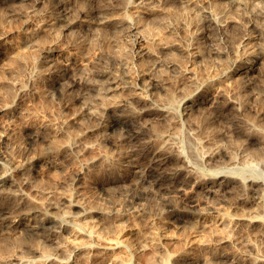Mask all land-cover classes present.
Masks as SVG:
<instances>
[{
    "label": "rangeland",
    "instance_id": "rangeland-1",
    "mask_svg": "<svg viewBox=\"0 0 264 264\" xmlns=\"http://www.w3.org/2000/svg\"><path fill=\"white\" fill-rule=\"evenodd\" d=\"M116 1L123 3L121 4L123 6V10L121 9L122 11L120 15H124L122 17L126 18L129 22L134 23L136 31L134 30L132 32L124 33L121 31L118 32L112 30V28L106 29L107 27L103 28L95 25L96 19L93 15L87 13V9L95 5V0H70L72 9L76 11L73 15H75V17L77 16L76 18L79 22H77L71 28H68V31L60 25L53 26L51 24L53 18L57 14L56 0L39 1L35 4V6H33L34 10L30 12L26 18L11 13L10 9H7L0 2V110L5 108L0 112V161L4 162V164L6 163L5 165L11 162V164L13 163V166H15L19 165L18 163H20L21 159H24V161L25 159L32 160V165L30 168H28L29 170L25 169V172L15 171L14 173H12L13 175L11 176H13V179L10 176L11 190L9 189V187L5 186V191L13 190V192H17L19 190L18 193L26 195L24 197L26 200L29 198V196H31L28 199L27 203L25 201L27 205L30 204L29 207H33V205L36 203L38 204V202L39 204L43 203L45 204V206H48L49 204L54 205L57 201V205V203H60L58 201H60L62 197H67L66 195H69V198L73 197V201L76 198V202L79 201L78 203L80 204L84 203L80 206L83 207V211H85L86 213L88 212V214H86L87 216L80 218L75 222L73 220H70L69 218L66 219L71 221L68 222L69 226L66 227V230L69 231V234H65V236L62 234L63 238L61 235L59 236L60 238L57 236L58 238L53 237L42 243L36 242L40 245H31L32 243H35V241L33 242V240L30 239V237H28V235L25 234L24 231L22 232L21 229H18L20 230V232L18 230L15 231L16 233L14 232V239H10L9 237L6 239L5 237L7 236H3V231L0 230V235L2 234L1 236L4 238H0V264H15L13 259L15 260L17 258L20 261V264H22L21 262H23L24 264H49L50 262L52 264H78L79 262H81L79 264H90V262H93L91 264H175L177 262H179V264H203V262H206V264H214V262L216 261L215 258H217V253H220L222 251L229 254L233 253L232 255L238 256L241 260H251L253 257L258 255L261 260L263 259L262 264H264V258H261V256H264V190L262 186V184L264 183V143H262L264 141V53L259 54L258 60L253 63L254 65L252 67L256 68V71H250L248 74L242 71L247 66L249 67L250 63V61H244V50H247L249 48L261 50V48H264V0H143L142 3H138L139 0ZM137 3L140 5H138ZM82 7H84L83 10L85 11V13H83L80 9ZM165 11H167L168 15L170 13V18H168V15H166L167 13H165ZM24 12L25 9H22L21 13L23 14ZM171 12L176 13H173L174 15H171ZM83 14L86 18V20L83 21L86 22H80L82 21V19H85ZM173 16H175L176 18H174ZM179 17L181 18V20H179ZM132 19L134 21H132ZM210 19L226 24V29L213 30L212 27H208V21H210ZM50 25H52L51 29L49 28ZM54 27L56 28L55 30ZM173 27H175V29H173ZM212 31L214 32L212 33ZM191 35H193V37ZM137 39H139L140 41L139 43L141 44V48L135 49L132 44L137 41ZM41 40L42 42H39ZM164 41H166L167 45ZM162 45H164L165 48ZM48 48H53L54 51L47 53ZM215 48L220 51L219 55H214L212 53V49ZM136 52H139V54L137 55ZM27 59H29V61ZM67 59H73L72 61H75L74 64L77 66V69L75 70L76 78H79L80 76V79L82 78L81 80L87 77L85 75L90 74L91 72H93V70L95 71V68L99 69L101 67L104 69L107 67L104 70L110 71L111 69L110 72H113L114 74L116 73L117 75H119V73L120 75L123 73L129 75L131 74L132 77L137 75V73L143 69L147 72L146 75L148 74L147 78H150V81L157 82L156 84H158L159 82V84L156 85L153 90L151 89L152 91L150 90L151 94L149 95V97L147 96L148 100L144 105L145 107H147V105L148 107L151 105L150 107L156 106L157 108H162L165 110V114L168 115V117L166 116L167 120L166 118H164L166 121L162 119L165 122L161 120H152L153 126L151 125V128L153 127L152 130L154 132L156 131L155 134L157 135L158 143L163 144L164 150L167 149L169 151L171 149V152H168L166 150L167 154L173 158L181 156L182 153L181 160L184 161L185 166L187 164L188 168H191V176H195L200 181L198 185L189 182L190 184H188L184 188L185 191L183 192H185V194L188 196L199 199L200 210L206 211L209 209V212H212L211 210H213L212 213H208L210 217V224L208 223V226L213 228V230L208 226L207 228H204L205 230H198L199 228L192 229L189 227L190 225L187 226L189 230H187L188 228H186V226L181 229L177 225H175L173 220L171 223H165V221H161L162 219L160 218V216L156 215V210H154V207L151 209L152 212L155 211L153 212V214L151 213V211H149V205L151 207L152 205L148 204L142 196H139L140 192L138 191V189L132 188L130 185H128L130 184V180L132 179V174L130 173V170H128L129 168L126 166V163L121 159V161L118 160V157H116L114 152L108 147L105 142L102 141L100 133H98L99 131L90 127L89 121L87 120V113H89L90 110L95 111L96 108V110H98L99 107L97 106H99L98 104L100 101L102 102L103 100L104 103L107 102L106 104H108L111 103L113 98L116 100H119L120 98H126L128 97L129 94L127 95V93H130L131 88L124 87L121 90L113 91L109 94L104 95L108 96L104 97L105 99H94V94H92L93 92L89 93L84 90L72 88V91L70 93L73 97V103L70 106L66 107L63 103L64 97H61L58 92H55L46 85L47 82L49 83V80L47 79L48 77H46V73L47 69H54L56 67L58 68V66H62L67 61ZM169 60L172 62H170ZM96 63H99V65ZM170 65L172 67H169ZM80 69L82 72L80 71ZM180 69H182V71ZM9 70H11V72H8ZM124 74L122 75V77L124 76ZM259 76L262 79H260ZM160 77L162 78L161 80ZM46 79L48 80L47 82ZM172 80L174 81V83ZM249 82L251 84L247 86L246 84ZM167 91L169 92L166 93ZM10 93L12 94V96ZM222 94L224 96H222ZM166 98L168 100H166ZM169 98L171 99V101L169 100ZM236 98L238 102L235 100ZM186 99H188V101H192L194 105L189 111L188 109L184 108L186 104H188V102H186ZM216 99L219 101H229V103H231V106H233L234 108L236 106V108L239 109L238 111H240V117H242L243 121V128L246 131H249V139L251 140L246 141L243 135L238 137H231V135L229 134L225 135V124L221 123L219 125H213L207 114L211 110L209 107V102H214L216 101ZM97 100L98 102H96ZM104 103H101V105H104ZM192 113L193 115L195 113V116L192 117ZM248 114L250 117L248 116ZM242 115H244L245 118ZM171 116L172 118L170 119ZM187 116H189V119ZM199 116L201 117V119L198 118ZM202 117H205L203 118L205 120H202ZM191 118L196 120L191 121ZM250 118L254 121H248ZM244 122L246 124L249 122H253L254 124L252 123V125L250 123L251 125H246ZM149 124H151V122ZM210 125L212 127H210ZM203 127L205 128L203 129ZM212 128L215 130H212ZM210 129L212 130V132ZM254 130L258 132L255 133ZM36 132L39 133V136L42 140L39 138L38 142L31 144L28 141V137L31 135V133ZM212 135L215 136L213 137ZM261 136L263 138H261ZM51 144H53L54 146ZM49 145L53 149H51ZM168 146L170 149L166 148ZM83 147L85 148L83 149ZM23 150L26 153V156L23 155L22 157H20V152H22ZM206 150H208V153H206ZM209 153H212L214 156H206ZM258 153H260L261 155H258ZM241 155L242 157H240ZM249 155H251V157ZM114 156L116 158H114ZM226 156H231L232 158L238 157L239 163L242 161L241 159L240 161L239 158L243 159L244 156L245 158L248 157L250 161L247 159V163H244V166L249 167L243 168V166H241V164L243 165V161L242 163H238L239 165H237L238 178L239 175L244 172L245 174L243 173V175H246V177H242L241 175L242 178H254L257 181L256 186H259V188H257L258 186L256 187V189L258 190L257 196L259 193L260 194L255 200L242 203L240 202L241 204H238V208L235 209L229 208L226 203H224L223 205L227 207H224L219 202L211 201L209 198L210 195L208 196L206 192V189L208 186H210L211 182L219 181V175H223L225 171H228V168H221L222 165L220 163L214 162V160L218 158L223 159ZM256 156L258 157L256 158ZM206 161H208V165ZM119 162L121 165H119ZM84 163H86L87 165ZM109 167H111V169ZM213 173H218L217 176L215 175V177L217 178L213 179ZM15 174H17V176ZM250 174L251 176H249ZM25 175L27 177H25ZM239 179L237 181H231L229 184L231 186H236L239 183V187V185H241V181H239ZM116 181H118V183ZM38 183H41V186L38 185ZM202 183L204 186L202 185ZM47 193L48 195L46 196ZM240 194H238V199L241 197ZM226 196L229 197L228 194ZM3 204H5V201L0 200V205ZM144 204H147L146 208ZM255 204L257 205L255 206ZM91 207L96 209L94 210ZM102 209L103 211H101ZM105 209L109 210L110 212H107ZM96 210L101 211L102 214L100 215L96 212H91ZM217 210L224 211L230 216L232 214L234 216L238 215V218H241L240 215L242 214L245 215H242V217H247L250 215H254V217L258 216L256 217L257 222L254 225L247 227L244 222L238 221V228H235L234 223L232 222V220H230L231 218L228 217L227 219H223L225 224H223L224 222L222 224H218V222H216L218 216H215V211ZM143 212L145 213L142 214ZM87 217L89 218V220ZM145 217L150 218L147 219ZM159 221L161 224L159 223ZM78 222L82 224H78ZM94 224L98 226H93ZM88 225L90 227L92 225V227L90 228ZM106 225L108 226L106 227ZM132 225H135L134 227H132L133 229L131 228ZM136 227L139 230H137ZM73 228H78L77 230L79 232L76 229L74 230ZM208 228L210 231L208 230ZM231 228H233V230ZM242 228L243 230L241 231ZM97 229L101 230L97 231ZM183 229L186 231H184ZM206 229L208 231H206ZM73 230L75 232L77 231L76 234ZM143 230H145V232ZM87 231H90L89 234ZM149 231L151 233H148ZM188 231H190L191 233H189ZM198 231H200V233H198ZM205 231L209 236L208 239H206L207 234H204ZM93 233L94 235H92ZM145 233L148 234L146 235ZM16 234H19L22 237L18 235L21 238L16 239L15 237H18ZM163 234L165 237L163 236ZM219 234L221 235L218 236ZM225 234L226 236L228 235L229 237L227 236V238L230 239L226 244L220 242V239L223 238V236L226 237ZM97 235H99V239L97 238ZM156 235L157 237L155 238ZM168 236L170 238H168ZM23 237L25 238V240L23 239ZM95 237L97 238V240L95 239ZM218 237H220V239H218ZM153 238H155L160 245L157 242L154 243L156 240ZM127 239H129L128 242L130 243L126 245ZM233 239L234 241H236L234 242ZM12 240L16 241L14 242ZM30 240L32 241L30 242ZM200 240L209 241L201 242ZM212 240L215 241V243ZM116 241L118 243H116ZM143 241L147 243L149 247L147 244L144 245ZM151 241H153V243ZM232 241L233 243H231ZM5 242H8V244ZM86 242L89 243L86 244ZM69 243H71L72 246ZM73 243H76V246H84V249L73 250L75 247L73 246ZM58 244L61 246H59ZM62 244L63 246H67L69 244L70 247L64 246L65 249H69H66L68 252H65V249H62ZM102 244L104 246L107 245L111 247V250L104 251L106 253L105 254L102 249L100 250V247L103 246ZM140 244L143 245L140 246ZM162 244L164 246H162ZM4 245H6L8 248L10 247V250H7V247L5 248ZM195 245L196 248L194 249ZM20 246L23 249H21ZM35 247L37 248V253H33L36 249ZM42 248H47V251L45 249L43 250V252H45L43 253L44 255L39 254L38 251V249H40V253H42ZM130 249H132L133 251ZM191 249H194L193 254L191 253ZM182 250L183 252H181ZM184 250L186 251V253L184 252ZM62 251H64V253L66 254H64ZM62 253L64 254V256ZM176 253H181V257L178 258V260L173 257ZM67 254L68 256H65ZM5 255L7 258L4 257ZM62 257H64L65 259H63ZM181 259L184 260L182 261ZM41 260L43 261L41 262ZM123 260L124 262H126L124 263ZM117 261H121L122 263H119ZM215 264H217V261L215 262Z\"/></svg>",
    "mask_w": 264,
    "mask_h": 264
},
{
    "label": "bare ground",
    "instance_id": "bare-ground-1",
    "mask_svg": "<svg viewBox=\"0 0 264 264\" xmlns=\"http://www.w3.org/2000/svg\"><path fill=\"white\" fill-rule=\"evenodd\" d=\"M39 1L41 0H0L1 4H3L7 9H10V12L11 13H14L16 15H19L20 17H27L29 15L30 12H32L34 10V7L36 3H38ZM96 3H94L95 5L91 8H88V12L87 13H90V15H93L94 18L96 19V22H95V25H97L98 27H107L106 29L108 28H112V30H115V31H121V32H124V33H128V32H132L135 30V25L134 23H131L129 22L126 18L122 17L124 15H120L121 11L123 10V6L121 4L123 3H120L116 0H95ZM181 1V0H180ZM143 0H139L138 3H142ZM241 2V1H240ZM137 3V4H138ZM125 4V3H124ZM140 5V4H138ZM142 5V4H141ZM82 6V5H80ZM143 6V5H142ZM152 6V5H151ZM22 9H25V12L22 14ZM82 10L83 13H85V11L83 10L84 7L80 8ZM122 9V10H121ZM56 10H57V14L56 16L53 18V21H52V25L55 26H61L63 28H65L66 30L68 28H71L72 26H74L78 21V19L75 17V14L74 12H76L75 10L72 9L71 7V3H70V0H56ZM86 10V9H85ZM178 11V10H177ZM183 11V10H182ZM81 12V11H80ZM170 12V11H169ZM79 13V12H77ZM165 13H167V11H165ZM172 13V12H171ZM174 13V12H173ZM171 14V15H174V14ZM209 13V12H208ZM207 13V14H208ZM211 13V12H210ZM180 14V13H179ZM178 14V15H179ZM182 14V13H181ZM3 15V14H2ZM168 15V13L166 14ZM170 15V13H169ZM168 15V18H170ZM84 16V14H83ZM92 16V17H93ZM165 16V15H164ZM180 16V15H179ZM182 16V15H181ZM211 16V14H210ZM81 17V15H80ZM88 17V16H87ZM138 17V16H137ZM174 18H176L175 16H173ZM85 18V16H84ZM213 18V17H212ZM134 19V17H133ZM132 19V21H134ZM156 19V18H154ZM192 19V17H191ZM81 20V19H79ZM83 20H86L85 19H82V21L80 22H86V21H83ZM131 20V19H130ZM137 20V19H136ZM160 20V19H159ZM179 20H181V18L179 17ZM139 21V20H138ZM184 21V20H183ZM174 22V21H173ZM180 22V21H179ZM192 22V21H191ZM208 27H212L213 30H225L226 29V24H223V23H220L218 21H215L213 19H210V21H208ZM50 23V22H49ZM183 23V22H182ZM173 24V23H172ZM186 24V23H185ZM184 24V26H185ZM52 25H50V29L52 27ZM179 25V24H178ZM177 25V26H178ZM181 25V23H180ZM234 25H237V24H234ZM44 26V24H43ZM175 26V25H173ZM176 26V27H177ZM183 26V24H182ZM233 26V25H232ZM46 27V26H45ZM60 27V28H61ZM179 27V26H178ZM48 28V29H49ZM182 28V27H181ZM237 28V26H236ZM39 29V28H37ZM36 29V31H37ZM45 29V28H44ZM53 29V28H52ZM56 28L54 27V30ZM173 29H175V27H173ZM198 29V28H197ZM42 30V29H41ZM39 31V30H38ZM44 31V30H43ZM57 31V30H56ZM68 31V30H67ZM136 31V30H135ZM187 31V30H186ZM193 31V30H192ZM191 31V32H192ZM208 31H211V30H208ZM146 32V31H145ZM197 32V30H196ZM214 31H212L213 33ZM233 32V31H232ZM235 32V31H234ZM57 33V32H56ZM61 33V32H60ZM114 33V31H113ZM193 33V32H192ZM199 33V32H198ZM197 33V34H198ZM211 33V34H212ZM122 34V33H121ZM186 34V33H185ZM195 34V33H194ZM54 35V34H53ZM150 35V34H149ZM196 35V34H195ZM194 35V36H195ZM193 37V35H191ZM54 37V36H53ZM56 38V37H55ZM160 40V39H159ZM37 41V40H36ZM45 41V40H44ZM43 41V42H44ZM156 41V40H155ZM163 41V40H162ZM167 41H170V40H167ZM38 42V41H37ZM36 42V43H37ZM39 42H42L39 41ZM139 39H137V41H135L132 45L133 47L136 48H141V44L139 43ZM166 43V41H164ZM31 43V42H30ZM172 43V42H170ZM41 44V43H40ZM45 44V43H44ZM50 44V43H49ZM157 44V43H155ZM162 44V43H161ZM164 44V43H163ZM43 45V43H42ZM160 45V44H159ZM167 45V43H166ZM173 45V44H172ZM158 46V45H157ZM164 47V45H162ZM38 48V47H37ZM160 48V47H159ZM165 48V47H164ZM46 49V48H45ZM120 50V49H119ZM54 49L53 48H48L47 50V53L49 52H53ZM112 51V50H111ZM118 51V50H117ZM151 51V50H150ZM193 51V50H192ZM186 52V50H185ZM196 53V52H194ZM212 53L214 55H219L220 54V51L215 48V49H212ZM261 53H264V48H261V50H258V49H253V48H249L247 50H244L243 52V58H244V61L245 62H249V67L243 69L242 71L245 72V73H249L250 71H256L257 69L252 67L257 60H258V55L261 54ZM25 54V53H24ZM113 54V53H112ZM136 54L138 55L139 52H136ZM13 55V54H12ZM23 55V53H22ZM108 55V54H107ZM114 55V54H113ZM118 55V54H117ZM191 55V54H190ZM188 56V55H187ZM194 56V54H193ZM116 57V56H115ZM192 58V57H191ZM12 59V58H11ZM10 60V59H8ZM24 60H25V57H24ZM29 61V59H27ZM73 60V59H72ZM70 59H67V61L62 65V66H58V68H54V69H47V73H46V77H48L47 79L49 80V83L47 82L48 80L46 79V85L54 90L55 92H58L59 95L61 97H64V105L67 107V106H70L73 102V97L71 96V91H72V88H77V89H80V90H84V91H87V92H93L92 94H94V99H102L104 97H108V96H104L106 94H109L113 91H116V90H121L122 88L124 87H129L131 88L130 90V93H127L128 97L126 98H123V99H119V100H116L114 101L112 99L111 103H104L103 100L101 103H104V105L102 106L101 103L99 102V109L95 111H89L88 114V118L87 120L89 121V126L96 129L97 131H99L98 133H100V136L102 138V141L105 142L108 147L114 152V154L116 155V157H118V160H122L123 162L126 163V166L129 168L128 170H130V173L132 174L131 175V180H130V185L132 188H135V189H138V191L140 192L139 193V196H142L145 201L148 203V204H151L152 207L149 205V208L151 211V209L154 207V210H156V215L157 216H160V218L162 219L161 221H165L166 222H173L175 223V225H177L179 228H184L186 226V228H188L187 226H189L190 228L192 229H197L199 228L198 230L200 229H203L205 230L204 228L208 226V223L210 224V217L208 215V213H212L213 210H211L212 212H209L208 210H200L199 209V199L197 198H194V197H191V196H188L185 194V191L184 188L190 184L189 182H192L193 184H199L200 181L194 176H191V171L190 169L188 168L187 164L185 166L184 164V161L181 160V156H182V153H181V156H176L177 157H171L170 155L167 154L166 150H164V146L163 144H160L158 143V138H157V135L155 134V132L152 130L153 127L151 128V125H152V120H156V121H164L166 118V116L168 117V115L165 114V110L162 109V108H157L156 106L155 107H145V102L148 100L147 96L149 97V95L151 94L150 93V90L154 87H156V85L159 84H156L157 82H152L150 81V78H147L148 74L146 75V71L145 70H140L137 75H135L134 77L131 76V74H124V76L122 77L123 74L120 75H117L116 73L114 74L113 72H110V71H107V70H104L106 68H100L99 69H96L95 68V71L93 70V72H91L90 74L88 75H85L87 76L86 78H84L83 80L80 79V76L79 78H76V65L74 64L75 61H72ZM75 60V59H74ZM171 60V59H170ZM169 60V61H170ZM174 60V59H173ZM176 60V59H175ZM21 61V60H20ZM46 61V60H45ZM10 62V61H9ZM172 62V61H170ZM99 65V63H96ZM179 64V63H178ZM14 65V64H13ZM54 65V64H53ZM104 65V64H103ZM101 65V66H103ZM169 65V64H168ZM10 66V64H9ZM52 66V65H50ZM97 66V65H96ZM140 66V65H139ZM174 66V65H173ZM177 66V65H176ZM14 67V66H13ZM48 67V66H47ZM81 67V66H80ZM169 67H172L171 65ZM182 67V66H181ZM2 68V67H1ZM11 68V67H9ZM52 68V67H51ZM142 68V67H140ZM176 68V67H175ZM7 69V68H6ZM82 69V68H81ZM80 69V71H81ZM113 69V68H112ZM145 69V68H144ZM183 69V68H182ZM182 69H180L182 71ZM242 69V68H241ZM85 70V69H84ZM117 70V69H116ZM147 70V69H146ZM122 71V70H121ZM179 71V70H178ZM188 71V70H187ZM8 72H11V70H9ZM82 72V71H81ZM115 72V71H114ZM118 72V71H117ZM124 72V71H123ZM127 72V71H126ZM164 72V71H163ZM6 73V72H5ZM258 73V72H257ZM11 74V73H9ZM15 74V73H14ZM182 74V73H181ZM261 74V73H260ZM6 75V74H5ZM263 75V74H262ZM261 75V76H262ZM15 76V75H14ZM191 76V75H190ZM263 77V76H262ZM260 78V76H259ZM162 78L160 77V80ZM207 79V78H206ZM262 79V78H260ZM259 79V80H260ZM264 79V78H263ZM157 80V79H156ZM248 80V79H247ZM8 81H11V80H8ZM16 81V80H15ZM171 81V80H170ZM173 81V80H172ZM206 81V80H205ZM211 81V80H210ZM216 81V80H215ZM18 82V81H17ZM207 82V81H206ZM205 82V83H206ZM264 82V80H263ZM7 83V82H6ZM14 83V82H12ZM20 83V82H19ZM174 83V81H173ZM202 83V81H201ZM240 83V82H239ZM246 83V82H244ZM243 83V84H244ZM168 84V83H167ZM209 84V83H208ZM211 84V82H210ZM251 83H247L246 85L249 86ZM264 84V83H263ZM20 85V84H19ZM200 85V84H198ZM241 85V84H240ZM12 86V85H11ZM197 86V85H196ZM203 86V85H202ZM208 86V85H207ZM20 87V86H19ZM18 87V88H19ZM199 87V86H198ZM204 87V86H203ZM238 87V86H237ZM7 88V86H6ZM12 88V87H10ZM207 88V87H206ZM212 88V87H211ZM170 89V88H169ZM186 89V88H185ZM125 90V89H124ZM129 90V89H128ZM151 90V91H152ZM222 90V89H221ZM156 91V90H155ZM25 92V91H24ZM169 91H167L166 93H168ZM224 92V91H223ZM39 93V92H38ZM120 93V92H119ZM171 93V92H170ZM169 93V94H170ZM184 93V92H183ZM220 93V92H219ZM3 94V93H2ZM11 94V93H10ZM24 94V93H23ZM188 94V93H187ZM7 95V94H6ZM38 95V94H37ZM112 95V94H111ZM163 95V94H162ZM5 96V95H4ZM12 96V94H11ZM161 96V95H160ZM170 96V95H168ZM167 96V98H168ZM185 96V95H184ZM222 96H224L222 94ZM9 97V96H8ZM17 97V96H16ZM221 97V96H220ZM4 98V97H3ZM13 98V97H12ZM119 98V97H118ZM166 98V100H168ZM171 98V97H170ZM169 98V100L171 101V99ZM10 99V98H9ZM105 99V98H104ZM165 99V98H163ZM189 99V98H188ZM188 99H186V102H188V104H186V106L184 108L188 109V111L194 106L192 101H188ZM223 99V98H222ZM108 100V98H107ZM157 100V98H156ZM165 100V101H166ZM221 100V99H220ZM225 100V98H224ZM224 100H217L214 101V102H209V107H210V114L208 112L207 115L209 116V119L210 121L216 125H219V124H225V129H226V134H229L232 136H241L243 135L245 137V140L248 141V140H251L249 139L250 138V133L249 131H246L244 128H243V121H242V117H240L241 113L240 111H238L239 109L231 106V103H229V101H224ZM237 102V98L235 99ZM256 100V99H255ZM106 101V100H104ZM162 101V100H161ZM169 101V102H170ZM231 101V100H230ZM242 101V100H240ZM260 101V100H259ZM14 102V101H13ZM98 102V100L96 101ZM155 102V101H154ZM168 102V101H167ZM166 102V103H167ZM233 102V101H232ZM264 102V101H263ZM157 103V102H156ZM234 103V102H233ZM236 103V102H235ZM262 103V102H261ZM106 104V105H105ZM163 104V103H162ZM237 104V103H236ZM235 104V105H236ZM101 105V107H100ZM161 105V104H160ZM196 105V104H195ZM242 105V104H241ZM258 105V104H257ZM261 105V104H260ZM264 105V104H263ZM7 106V105H6ZM5 106V107H6ZM10 106V105H9ZM12 106V105H11ZM239 106V105H238ZM4 107V106H3ZM96 107V106H95ZM198 107V106H197ZM244 107V106H243ZM2 108V107H1ZM7 108V107H6ZM5 109V108H4ZM4 109H1L0 112ZM195 110V109H194ZM168 111V110H167ZM246 111V110H245ZM191 112V111H190ZM194 112V111H193ZM242 112V111H241ZM188 113V112H187ZM202 113V112H201ZM200 113V114H201ZM246 113V112H245ZM3 114V113H2ZM11 114V113H10ZM171 114V112H170ZM185 114V113H184ZM205 114V113H203ZM243 114V113H242ZM202 115V114H201ZM212 115V116H211ZM247 115V114H246ZM245 115V116H246ZM170 116V115H169ZM192 117L195 116V113L193 115H191ZM190 116V117H191ZM198 116V115H196ZM206 116V117H208ZM244 117V115H242ZM249 116V114H248ZM188 119H189V116H187ZM250 117V116H249ZM172 118V116L170 117V119ZM196 118V117H195ZM198 118L201 119V117L199 116ZM197 118V119H198ZM205 117H202V120H205L203 119ZM245 118V117H244ZM247 118V117H246ZM164 119V120H162ZM169 119V120H170ZM253 119V118H252ZM167 120V118H166ZM165 120V121H166ZM168 120V121H169ZM175 120V119H174ZM194 120L191 118V121ZM196 120V119H195ZM194 120V121H195ZM199 120V119H198ZM201 120V121H202ZM207 120V118H206ZM251 118L248 120L250 121ZM164 121V122H165ZM193 121V122H194ZM251 121H254V120H251ZM151 122V124H149ZM198 122V121H196ZM195 122V123H196ZM203 122V121H202ZM201 122V123H202ZM246 122H247V119H246ZM157 123V122H156ZM168 123V122H167ZM207 123V122H206ZM245 123V122H244ZM251 122L247 123L249 125ZM160 124V123H158ZM246 124V123H245ZM246 124V125H247ZM254 124V123H253ZM252 124V125H253ZM68 125V124H67ZM84 125V124H83ZM86 125V124H85ZM197 125V124H196ZM201 125V124H199ZM88 126V125H87ZM153 126V125H152ZM155 126V125H154ZM206 126V125H205ZM255 126V125H254ZM253 126V127H254ZM258 126V125H257ZM66 127V126H65ZM164 127V126H163ZM168 127V126H166ZM170 127V126H169ZM207 127V126H206ZM210 127H212L210 125ZM217 127V126H215ZM247 127V126H246ZM251 127V126H249ZM156 128V127H154ZM198 128V127H197ZM205 127H203L204 129ZM71 129V128H70ZM209 129V128H208ZM224 129V130H225ZM251 129H254V128H251ZM262 129V128H260ZM74 130V129H73ZM179 130V129H178ZM211 130V129H210ZM209 130V131H210ZM212 130H215L212 128ZM211 130V132H212ZM258 130V129H257ZM35 131V130H34ZM33 131V132H34ZM38 131V130H37ZM76 131V130H75ZM175 131V130H174ZM207 131V130H206ZM218 131V130H216ZM251 131V130H250ZM255 131V130H254ZM158 132V131H157ZM164 132V131H163ZM214 132V131H213ZM252 132V131H251ZM258 132V131H257ZM255 131V133H257ZM261 132V131H260ZM259 132V133H260ZM264 132V131H263ZM42 133V132H40ZM70 133V132H69ZM160 133V132H159ZM174 133V132H173ZM178 133V132H177ZM215 133V132H214ZM258 133V134H259ZM254 134V133H253ZM41 135V134H40ZM49 135V134H48ZM51 135V134H50ZM216 135V134H215ZM214 135V136H215ZM263 135V134H262ZM43 136V135H42ZM41 136V137H42ZM45 136V135H44ZM193 136V135H192ZM213 136V135H212ZM213 136V137H214ZM47 137V136H46ZM196 137V136H195ZM211 137V136H210ZM218 137V136H217ZM39 133H31V135L28 137V141L31 143V144H34L36 142L39 141ZM43 138V137H42ZM52 138V137H51ZM57 138V137H56ZM168 138V137H167ZM252 138V136H251ZM261 138H263L261 136ZM41 139V138H40ZM50 139V138H49ZM48 139V140H49ZM65 139V138H64ZM191 139V138H190ZM42 140V139H41ZM203 140V139H202ZM233 140V139H232ZM262 140V139H261ZM51 141V140H50ZM55 141V140H53ZM52 141V142H53ZM57 141V140H56ZM66 141V140H65ZM168 141V140H167ZM200 141V140H199ZM213 141V140H212ZM234 141V140H233ZM160 142V141H159ZM166 142V141H165ZM192 142V141H190ZM50 143V142H48ZM167 143V142H166ZM264 143V141L262 142ZM55 144V142H54ZM61 144V143H60ZM204 144V143H203ZM233 144V143H232ZM231 144V145H232ZM53 145V144H51ZM194 145V144H193ZM214 145V144H213ZM50 146V145H49ZM54 146V145H53ZM60 146V145H59ZM202 146V145H201ZM206 146V145H204ZM219 146V145H218ZM261 146V145H260ZM177 147V146H176ZM262 147V146H261ZM51 148V146H50ZM55 148V147H54ZM62 148V147H61ZM85 147H83L84 149ZM166 148H169L166 147ZM53 149V148H51ZM65 149V148H63ZM67 149V148H66ZM170 149V148H169ZM179 149V148H178ZM237 149V148H236ZM262 149V148H261ZM21 150V148H20ZM171 150V149H170ZM168 151V152H171V151ZM199 150V149H198ZM209 150V149H208ZM208 150H206L208 153ZM216 150V149H215ZM12 151V150H11ZM176 151V150H175ZM217 151V150H216ZM258 151V150H257ZM255 151V152H257ZM264 151V150H263ZM20 152V151H18ZM80 152V151H79ZM198 152V151H197ZM203 152V151H202ZM234 152V151H233ZM259 152V151H258ZM12 153V152H11ZM56 153V152H55ZM78 153V152H77ZM192 153V152H191ZM229 153V152H228ZM26 153L24 152V150L22 152H20V157H22L23 155H25ZM81 154V153H80ZM79 154V155H80ZM175 154V153H174ZM231 154V152H230ZM251 154V153H250ZM256 154V153H255ZM260 153H258L259 155ZM64 155V154H63ZM78 155V154H77ZM180 155V154H179ZM214 156L212 153H209L207 154L206 156ZM229 155V154H228ZM257 155V154H256ZM261 155V154H260ZM19 156V154H18ZM26 156V155H25ZM24 156V157H25ZM75 156V155H73ZM203 156V155H202ZM232 156V155H231ZM231 156H226L225 158H221V159H216L214 160V162H218L220 163L222 166L221 168H228V171H225V173L223 175H219V181H214V182H211L210 186L207 187L206 189V192H207V195L209 196L210 200L211 201H216V202H219L220 204H224L226 203L227 206L229 208H238V204H241L242 202H247V201H252V200H255L258 196H257V189L256 187V180L254 178H245L246 175H243V173H241L242 177L245 176L244 178L241 177V175H239V178H238V166L240 163H242L243 161V165L241 164V166L246 167L244 166V163H247V158H239V160L241 161L240 163L238 162V157H235V158H232ZM248 156V155H247ZM251 157V155H249ZM81 157V156H80ZM103 157V156H102ZM108 157V156H107ZM114 156V158H116ZM196 157V156H195ZM242 157V155L240 156ZM258 156H256L257 158ZM18 158V157H17ZM29 158V157H28ZM69 158V157H68ZM95 158V157H94ZM20 159V158H19ZM79 159V158H78ZM91 159V158H90ZM101 159V158H100ZM211 159V158H210ZM252 159V158H251ZM262 159V157H261ZM23 160V161H22ZM92 160V159H91ZM103 160V158H102ZM116 160V161H118ZM120 160V161H121ZM184 160V158H183ZM204 160V159H203ZM250 161V159H248ZM253 160V159H252ZM251 160V161H252ZM255 160V159H254ZM5 161V160H4ZM8 161V160H7ZM10 161V160H9ZM260 161V160H259ZM19 162V161H18ZM94 162V161H93ZM103 162V161H102ZM186 162V161H185ZM207 162V165H208V161ZM213 162V161H212ZM255 162V161H253ZM87 163V162H86ZM84 163V164H86ZM91 163V162H90ZM97 163V162H96ZM113 163V162H112ZM116 163V162H115ZM122 163V162H121ZM239 163V164H238ZM252 163V162H251ZM6 164V163H5ZM4 162L0 161V200H3L5 201V204L3 205H0V230L3 231V236H7L5 237L6 239L9 237L10 239H14V232L18 229H21L22 232L24 231L25 234L28 235V237H30V239L33 240V242L35 241V243H32L31 245L33 244H38L36 242H44V241H47L53 237H56L58 238L59 236H61L62 234L65 236V234H69V231L66 230V227H68V222L70 220H73L74 222L80 218H83L85 216H87L86 214H88V212L86 213L85 211H83V207L80 206V205H83L82 203H78L75 201L72 200V198L70 197L69 198V195H66L67 197H62L59 204L57 203L56 205V202H55V206L53 205H46L45 204H34L33 207L29 205H27L26 203L28 202V199L31 197L27 196V200L24 198L26 195L24 194H21V193H18L17 192H13L12 191H5V186L9 187V189L11 190V182H10V176L13 175L12 173H14L15 171L16 172H25V169L29 170L28 168L31 167L32 165V160L30 159H21L20 163H18L19 165H15L13 166V163L11 164V162L7 163V165H5ZM14 164H17V163H14ZM204 164V163H203ZM253 164V163H252ZM257 164V163H256ZM82 165V164H81ZM87 165V164H86ZM90 165V164H89ZM94 165V164H93ZM118 165V164H117ZM119 165L120 162H119ZM125 165V164H124ZM247 165V164H246ZM249 165V163H248ZM255 165V164H254ZM253 165V166H254ZM123 166V165H122ZM256 166V165H255ZM85 167V166H84ZM118 167V166H117ZM249 167V166H247ZM246 167V168H247ZM80 168V167H79ZM111 169V167H109ZM126 168V167H125ZM242 168V167H241ZM108 169V170H110ZM113 169V168H112ZM249 169V168H248ZM256 169V168H255ZM26 170V171H27ZM76 170V169H75ZM102 170V169H101ZM107 170V171H108ZM127 170V169H126ZM115 171V170H114ZM193 171V169H192ZM257 171V170H256ZM80 172V171H79ZM123 172V171H121ZM129 172V171H128ZM78 173V172H77ZM247 173V172H246ZM20 174V173H19ZM26 174V173H25ZM30 174V173H29ZM76 174V173H75ZM197 174V172H196ZM240 174V172H239ZM245 174V173H244ZM249 174V173H248ZM17 176V174H15ZM27 175V174H26ZM25 175V177H27ZM73 175V174H72ZM78 175V174H77ZM195 175V174H193ZM213 179L217 178L215 177V175L217 176L218 173H213ZM23 176V175H22ZM199 176V175H197ZM251 176V174L249 175ZM255 176V175H254ZM12 179H13V176H11ZM20 177V176H19ZM80 177V175H79ZM18 178V177H17ZM73 178V177H72ZM200 178V177H199ZM19 179V178H18ZM30 179V178H29ZM211 179V178H210ZM239 179V181H241V185H239L238 187V184L236 186H231L229 183L231 181H237ZM26 180V179H25ZM23 180V181H25ZM76 180V179H75ZM213 181V180H212ZM264 181V180H263ZM27 182V181H26ZM29 182V181H28ZM118 183V181H116ZM114 182V183H116ZM209 182V181H208ZM22 183V181H21ZM30 183V182H29ZM105 183V182H104ZM18 184V183H17ZM35 184V183H34ZM33 184V185H34ZM41 183H38V185H40ZM111 184V183H110ZM20 185V184H19ZM28 185V183H27ZM203 185V183H202ZM24 186V185H23ZM36 186V185H35ZM41 186V185H40ZM109 186V185H108ZM204 186V185H203ZM263 186V190H264V183L262 184ZM15 187V186H14ZM22 187V186H21ZM47 187V186H46ZM112 187V186H111ZM110 187V188H111ZM261 187V185H260ZM106 188V187H105ZM108 188V187H107ZM259 188V186L257 187ZM15 189V188H14ZM17 189V188H16ZM43 189V188H41ZM7 190V189H6ZM108 192V191H107ZM241 192V194H240ZM38 194V193H37ZM50 194V193H49ZM52 194V193H51ZM228 194L229 197H227L226 195ZM238 194H240V198L238 199ZM24 195V196H22ZM48 195V193L46 194V196ZM63 195V194H62ZM61 195V196H62ZM43 196V195H42ZM60 196V197H61ZM75 196V195H74ZM261 196V195H260ZM33 197V196H32ZM44 197V196H43ZM49 197V196H48ZM51 197V196H50ZM203 197V196H202ZM46 199V198H45ZM50 199V198H49ZM52 199V198H51ZM259 199V198H258ZM41 200V199H40ZM59 200V199H58ZM26 201V203H25ZM46 201V200H45ZM49 201V200H48ZM47 201V202H48ZM52 201V200H51ZM55 201V199H54ZM42 202V201H41ZM40 202V203H41ZM46 202V203H47ZM50 202V201H49ZM241 202V203H240ZM31 203H32V200H31ZM45 203V202H44ZM53 203V202H52ZM44 205V206H43ZM145 205V204H144ZM147 205V204H146ZM146 205H145V208H146ZM253 205V204H252ZM257 204H255L256 206ZM261 205V204H260ZM85 206V205H84ZM101 206V205H99ZM98 206V207H99ZM224 207H227L225 205H223ZM96 207V206H95ZM97 207V208H98ZM90 208V207H88ZM93 208V207H91ZM100 208V207H99ZM228 208V209H229ZM241 208V207H240ZM94 209V208H93ZM96 209V208H95ZM94 209V210H95ZM101 209V208H100ZM98 209V210H100ZM104 209V208H103ZM103 209L101 211H103ZM148 209V208H147ZM212 209V208H211ZM214 209V208H213ZM220 209V208H219ZM225 209V208H224ZM57 210V211H56ZM107 212H110L109 210L105 209ZM104 210V211H105ZM250 210V209H249ZM253 210V209H252ZM75 211V212H73ZM101 211H91V212H96L98 214H102ZM146 211V210H145ZM244 211V210H243ZM155 212V211H153ZM153 212L151 211V213L153 214ZM217 213H215V216H218L217 219H216V222H218V224H222L224 221L223 219H227L228 217L231 218L230 220H232V222L234 223V227L235 228H238V221H242L244 222L247 227L249 226H252L254 225L257 220H256V217L253 216H247V217H242L241 218H238L239 216L236 215L234 216L233 214L230 216L228 213L226 214L224 211H215ZM257 212V211H255ZM145 212H143L142 214H144ZM183 213V214H181ZM236 213V211H235ZM109 214V213H108ZM117 214V213H116ZM141 214V213H140ZM245 214V213H244ZM253 214H254V211H253ZM93 215V214H92ZM111 215V214H110ZM115 215V214H113ZM139 215V214H138ZM137 215V216H138ZM91 216V215H90ZM99 216V215H98ZM134 216V215H132ZM143 216V215H142ZM148 216V215H147ZM153 216V215H151ZM245 216V215H243ZM92 217V216H91ZM105 217V215H104ZM116 217V216H114ZM70 219V220H66V219ZM88 218V217H87ZM94 218V217H93ZM92 218V219H93ZM108 218V217H107ZM140 218V217H139ZM144 218V217H143ZM145 218H150V217H145ZM159 218V219H160ZM213 218V217H212ZM255 218V219H254ZM153 219V218H152ZM89 220V218H88ZM91 220V219H90ZM213 220V219H211ZM72 221V223H73ZM83 221V220H81ZM86 221V220H85ZM102 221V220H101ZM105 221V220H104ZM139 221V220H138ZM259 221V219H258ZM71 222V221H70ZM94 222V221H93ZM92 222V223H93ZM133 222V221H132ZM88 223V222H87ZM98 223V222H97ZM108 223V222H107ZM143 223V222H142ZM160 223V221H159ZM227 223V222H226ZM231 223V221H230ZM260 223V222H259ZM258 223V224H259ZM77 224V223H76ZM78 224H82L80 222H78ZM96 224V223H95ZM93 225V226H98V225ZM99 224V223H98ZM103 224V223H102ZM148 224H149V220H148ZM161 224V223H160ZM225 224V222L223 223ZM143 225V224H142ZM173 225V224H172ZM240 225V223H239ZM244 225V224H243ZM89 226V225H88ZM108 225H106L107 227ZM114 226V224H113ZM135 225H132V227H134ZM138 226V225H137ZM141 226V225H140ZM212 226V225H211ZM222 226V225H221ZM226 226V225H225ZM229 226V224H228ZM232 226V225H230ZM258 226V225H257ZM83 227V226H82ZM90 227V226H89ZM92 227V225H91ZM90 227V228H91ZM116 227V226H115ZM163 227V226H162ZM177 227V228H178ZM210 227V226H208ZM214 227V226H213ZM262 227V226H261ZM71 228V226H70ZM114 228V227H113ZM137 228V227H136ZM135 228V229H136ZM141 228V227H140ZM148 228V227H147ZM211 228V227H210ZM224 228V227H223ZM228 228V227H227ZM240 228V226H239ZM258 228V227H257ZM74 230L76 228H73ZM78 229V228H77ZM76 229V230H77ZM103 229V228H102ZM110 229V228H109ZM133 229V228H132ZM213 230V228H211ZM219 229V227H218ZM221 229V228H220ZM233 230V228H231ZM264 229V228H263ZM73 230V231H74ZM90 230H93V229H90ZM101 229H97V231H99ZM116 230V229H115ZM119 230V229H118ZM121 230V229H120ZM137 230H139L137 228ZM164 230V229H163ZM179 230V229H178ZM184 230V229H183ZM182 230V231H183ZM189 230V228L187 229ZM209 230V228H208ZM206 229V231H208ZM223 230V229H222ZM243 230V228L241 229V231ZM0 231V232H1ZM20 232V230H18ZM17 231V232H18ZM78 231V230H77ZM76 231V232H77ZM145 232V230H143ZM151 231V230H150ZM148 232V233H151V232ZM167 231V230H166ZM180 231V230H179ZM186 231V230H184ZM193 231H196V230H193ZM206 231L204 232V234L206 233ZM210 231V230H209ZM221 231V230H219ZM218 231V232H219ZM227 231V230H226ZM230 231V229H229ZM228 231V232H229ZM238 231V229H237ZM247 231V230H246ZM18 232V233H19ZM21 232V233H22ZM75 232V231H74ZM75 232V234H76ZM79 232V231H78ZM88 232V231H87ZM86 232V233H87ZM90 232V231H89ZM88 232V234H89ZM96 232V231H94ZM136 232V231H135ZM147 232V231H146ZM155 232V231H154ZM189 233H191L190 231H188ZM212 232V231H211ZM210 232V233H211ZM214 232V231H213ZM217 232V231H215ZM235 232V231H234ZM252 232V231H251ZM254 232V231H253ZM257 232V231H255ZM16 233V232H15ZM72 233V232H71ZM99 233V232H98ZM138 233V232H137ZM139 233H142V232H139ZM147 233V234H148ZM170 233V232H169ZM168 233V234H169ZM194 233V232H193ZM198 233H200V231H198ZM203 233V232H201ZM209 233V234H210ZM245 233V231H244ZM1 234V235H2ZM5 234V235H4ZM135 234V233H134ZM146 234V233H145ZM146 234V235H147ZM157 234V233H156ZM165 234V233H164ZM163 234V236H164ZM167 234V235H168ZM207 234V233H206ZM205 234V235H206ZM258 234V233H257ZM260 234V233H259ZM263 234V233H262ZM0 235V238L2 237ZM17 236L19 234H16ZM23 235V234H22ZM26 235V236H27ZM63 235H62V238H63ZM74 235V234H73ZM84 235V234H83ZM94 235V233L92 234ZM96 235V234H95ZM101 235V234H100ZM140 235H143V234H140ZM166 235V234H165ZM172 235V234H171ZM181 235V234H180ZM183 235V233H182ZM221 234H219L218 236H220ZM232 235V234H231ZM230 235V236H231ZM255 235V234H254ZM21 236V235H19ZM15 237L16 239L17 238H21V237ZM58 236V237H57ZM133 236V235H132ZM135 236V235H134ZM154 236V235H153ZM152 236V237H153ZM162 236V235H161ZM162 236V237H163ZM208 239V234L206 235ZM226 236V234H225ZM228 236V235H227ZM226 237L223 236V238L220 239V237H218V239H220V242L221 243H227L230 239H228ZM235 236V235H234ZM239 236V235H238ZM257 236V235H256ZM259 236V235H258ZM94 237V236H92ZM99 237V235H97V238ZM102 237V236H101ZM145 237V236H144ZM157 237V235L155 236V238ZM160 237V236H159ZM165 237V236H164ZM167 237V236H166ZM172 237V236H171ZM178 237V236H177ZM205 237V236H204ZM229 237V236H228ZM246 237V236H245ZM27 238V237H26ZM55 238V239H56ZM60 238V237H59ZM61 238V239H62ZM66 238V237H65ZM87 238V237H86ZM97 238L95 237V239L97 240ZM104 238V237H103ZM102 238V239H103ZM136 238V237H134ZM146 238V237H145ZM153 238V239H155ZM168 238H170L168 236ZM180 238V237H179ZM231 238V237H230ZM235 238V237H234ZM241 238V237H240ZM254 238V237H253ZM2 239H4L2 237ZM23 239L25 240V238L23 237ZM22 239V240H23ZM54 239V240H55ZM93 239V238H92ZM99 239V238H98ZM125 239V238H124ZM130 239V238H129ZM127 239V244H129L130 242H128ZM165 239V238H164ZM216 239V238H214ZM236 239V238H235ZM258 239V238H257ZM21 240V239H20ZM19 240V242H20ZM28 240V239H27ZM30 240V242L32 241ZM63 240V239H62ZM123 240V239H122ZM132 240V239H131ZM134 240V239H133ZM138 240V239H137ZM149 240V239H147ZM156 240V239H155ZM154 240V241H155ZM160 240V239H159ZM162 240V239H161ZM253 240V239H251ZM1 241V240H0ZM6 241V240H5ZM14 241V240H12ZM16 241V240H15ZM14 241V242H15ZM58 241V239H57ZM87 241V240H86ZM119 241V240H118ZM125 241V240H124ZM123 241V242H124ZM136 241V240H135ZM145 241V240H144ZM143 241V244H147ZM164 241V240H163ZM161 241V242H163ZM173 241V240H171ZM181 241V240H180ZM201 241V240H200ZM204 242L206 240H203ZM201 241V242H203ZM209 240H207L206 242H208ZM213 241V240H212ZM219 241V240H218ZM234 241V239H233ZM233 241L231 243H233ZM236 241V240H235ZM234 241V242H235ZM244 241V240H242ZM3 242V241H2ZM9 242V241H8ZM8 242H5L8 244ZM11 242V241H10ZM13 242V243H14ZM18 242V240H17ZM22 242V241H21ZM25 242V241H24ZM28 242V243H30ZM55 242V241H54ZM85 242V241H84ZM91 242V241H89ZM89 242H86L89 243ZM95 242V241H94ZM93 242V243H94ZM115 242V241H114ZM134 242V241H133ZM132 242V243H133ZM137 242V241H136ZM148 242V241H147ZM150 242V241H149ZM153 243V241H151ZM158 243L159 242L156 240L154 243ZM160 242V243H161ZM169 242V240H168ZM215 243V241H213ZM247 242V241H246ZM23 243V242H22ZM60 243V241H59ZM66 243V242H65ZM79 243V242H78ZM111 243V242H110ZM116 243H118L116 241ZM138 243V242H137ZM197 243V242H196ZM245 243V242H244ZM254 243V242H253ZM56 244V243H55ZM64 244V243H63ZM62 244V246H63ZM71 244V243H69ZM69 244L67 246H69ZM75 246L73 250H81V249H84V246L82 245H79V246H76L77 244L76 243H73ZM76 244V245H75ZM82 244V243H80ZM85 244V243H84ZM114 244V243H113ZM143 244H140L143 245ZM151 244V243H149ZM173 244V243H172ZM203 244V243H202ZM206 244V243H205ZM237 244V243H236ZM243 244V243H242ZM241 244V245H242ZM250 244V243H249ZM14 245V244H13ZM12 245V247H13ZM19 245V243H18ZM24 245V244H23ZM28 245V244H27ZM30 245V244H29ZM30 245V246H31ZM40 245V244H38ZM59 245V244H58ZM99 245V244H98ZM103 245V244H102ZM111 245V244H110ZM148 245V244H147ZM157 245V244H156ZM160 245V244H159ZM208 245V244H207ZM229 245V244H228ZM253 245V244H252ZM264 245V244H263ZM2 246V245H1ZM29 246V247H30ZM61 246V245H59ZM65 246V245H64ZM63 246V247H64ZM65 246V247H67ZM72 246V244H71ZM120 246V245H119ZM162 246H164L162 244ZM202 246V245H201ZM205 246V245H204ZM209 246V245H208ZM207 246V247H208ZM212 246V245H211ZM221 246V245H220ZM231 246V245H230ZM255 246V245H254ZM4 247L6 248L7 246L4 245ZM3 247V248H4ZM19 247V246H18ZM23 247V246H22ZM41 247V246H40ZM57 247V246H56ZM62 249H65V247ZM70 247V246H69ZM90 247V246H89ZM100 247V246H99ZM121 247V246H120ZM149 247V245H148ZM152 247V246H151ZM155 247V246H154ZM192 247V246H191ZM203 247V246H202ZM201 247V248H202ZM251 247V246H249ZM2 248V249H3ZM4 248V249H5ZM21 248V246H20ZM33 248V247H32ZM36 248V247H35ZM39 248V247H38ZM73 248V247H71ZM119 248V247H118ZM123 248V247H122ZM176 248V247H175ZM196 248V245L194 247V249ZM198 248V247H197ZM205 248V247H204ZM233 248V247H232ZM1 249V250H2ZM23 249V248H21ZM31 249V248H30ZM41 249V248H40ZM40 249H38L39 251V254H43L45 252H43V249L42 248V253H40ZM47 249V248H46ZM45 249V250H46ZM68 249V248H66ZM64 250L65 252L67 250ZM90 249V248H89ZM102 249V251H106V250H111V247L109 246H102L100 247V250ZM113 249V247H112ZM139 249V248H138ZM194 249H191L192 250V254H193V250ZM211 249V248H210ZM221 249V248H220ZM231 249V248H230ZM7 250H10V247L8 248L7 247ZM12 250V249H11ZM33 250V249H32ZM49 250V249H48ZM60 250V249H59ZM69 250V249H68ZM132 250V249H130ZM177 250V249H176ZM203 250V249H202ZM228 250V249H226ZM225 250V251H226ZM27 251V250H26ZM47 251V250H46ZM55 251V250H54ZM64 251H62L64 253ZM71 251V250H70ZM133 251V250H132ZM136 251V250H134ZM158 251V250H157ZM179 251V250H177ZM204 251V250H203ZM216 251V250H215ZM220 251V250H219ZM222 251V250H221ZM231 251V250H229ZM9 252H12V251H9ZM68 252V251H67ZM98 252V251H97ZM96 252V253H97ZM180 252V251H179ZM183 252V250L181 251ZM184 252L186 253V251L184 250ZM189 252V251H188ZM212 252V251H211ZM258 252V251H257ZM33 253H37V248L34 250ZM32 253V255H33ZM49 253V252H48ZM58 253V252H57ZM62 253V254H63ZM80 253V252H79ZM105 253V252H104ZM109 253V252H108ZM127 253V252H126ZM165 253V252H163ZM190 253V252H189ZM213 253V252H212ZM216 253V252H215ZM214 253V254H215ZM38 254V255H39ZM47 254V252H46ZM59 254V253H58ZM66 254V253H64ZM63 254V256H64ZM84 254V253H83ZM94 254V253H93ZM106 254V253H105ZM133 254V253H132ZM174 254V253H173ZM172 254V255H173ZM183 254V253H182ZM199 254V253H198ZM233 253L229 254V253H225V252H220V253H217V258L216 261H217V264H262V260L259 258L258 255H256L255 257H253L251 260H241L238 256H234L232 255ZM7 255V254H6ZM6 255L4 257H6ZM44 255V254H43ZM191 255V254H190ZM203 255V254H202ZM16 256V255H15ZM31 256V255H29ZM65 256H68L65 255ZM104 256V254H103ZM165 256V255H163ZM171 256V255H170ZM189 256V255H188ZM206 256V255H205ZM258 256V257H257ZM35 257V256H34ZM49 257V256H48ZM56 257V256H55ZM101 257V255H100ZM169 257V256H168ZM175 257L177 260L178 258L181 257V253H176ZM191 257V256H190ZM264 258V256H261V258ZM7 258V257H6ZM14 258V257H12ZM46 258V257H45ZM50 258V257H49ZM59 258V256H58ZM61 258V257H60ZM63 259H65L64 257H62ZM99 258V257H98ZM155 258V257H154ZM167 258V257H166ZM170 258V257H169ZM184 258V257H183ZM248 258V257H247ZM250 258V257H249ZM3 259V258H1ZM32 259V258H31ZM119 259V258H118ZM117 259V260H118ZM123 259V258H122ZM165 259V258H164ZM172 259V258H171ZM192 259V258H191ZM194 259V258H193ZM213 259V260H215ZM36 260V259H34ZM40 260V259H39ZM45 260V259H43ZM41 260V262L43 261ZM84 260V258H83ZM82 260V261H83ZM94 260V259H93ZM101 260V259H100ZM161 260H162V257H161ZM175 260V259H174ZM176 260V261H177ZM182 261L184 259H181ZM14 263L15 264H20V261L17 259H13ZM38 261V260H37ZM85 261H86V258H85ZM84 261V262H85ZM95 261V260H94ZM115 261V260H114ZM127 261V259H126ZM125 261V262H126ZM160 261V260H159ZM172 261V260H171ZM188 261V260H187ZM191 261V260H190ZM209 261V260H208ZM215 261V262H216ZM12 262V261H11ZM30 262V261H29ZM36 262V261H35ZM45 262V261H44ZM61 262V261H60ZM100 262V261H98ZM119 262V261H117ZM121 262V261H120ZM119 262V263H120ZM124 262V260H123ZM124 262V263H125ZM189 262V261H188ZM214 262V261H213ZM214 262V264H215ZM22 264H24L23 262H21ZM34 263V262H33ZM51 263V262H50ZM49 263V264H50ZM75 263V262H74ZM81 263V262H79ZM78 263V264H79ZM86 263V262H85ZM93 263V262H90V264ZM95 263V262H94ZM122 263V262H121ZM164 263V262H163ZM179 264V262H177ZM175 263V264H177ZM183 263V262H181ZM211 263V262H210ZM45 264V263H44ZM48 264V263H47ZM52 264V263H51ZM56 264V263H55ZM58 264V263H57ZM60 264V263H59ZM63 264V263H61ZM67 264V263H66ZM84 264V263H83ZM109 264V263H108ZM117 264V263H115ZM123 264V263H122ZM167 264V263H165ZM172 264V263H170ZM188 264V263H186ZM203 264H206V262Z\"/></svg>",
    "mask_w": 264,
    "mask_h": 264
}]
</instances>
